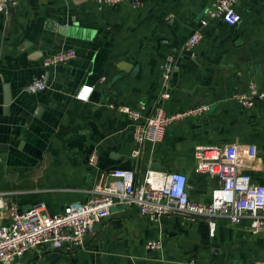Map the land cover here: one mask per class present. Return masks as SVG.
<instances>
[{"label": "crops", "instance_id": "crops-1", "mask_svg": "<svg viewBox=\"0 0 264 264\" xmlns=\"http://www.w3.org/2000/svg\"><path fill=\"white\" fill-rule=\"evenodd\" d=\"M138 1V8L124 2L99 9L90 0H19L10 21L8 12L0 14V225L11 201L21 210L43 202L45 212H59L112 181L116 168L133 170L136 179L148 167L182 173L189 199L208 202L218 182L195 173L197 145L255 146L257 156L242 170L264 186V99L247 109L233 99L251 83L264 90V0H240L237 24L211 20L190 49L185 40L216 0ZM68 47L75 58L42 65L45 56ZM167 55L176 67L170 97L162 99L160 64ZM41 75L46 88L26 93V84ZM84 85L92 86L85 101L76 97ZM200 103L210 106L201 118L174 121L161 142L132 156V125L116 106H144L150 114L162 105L171 114ZM250 224L243 218L232 226L219 217L210 236L204 217L150 219L134 206H115L82 248L35 247L14 264H183L191 258L252 264L264 261V230L252 232ZM150 240L160 247H147Z\"/></svg>", "mask_w": 264, "mask_h": 264}, {"label": "built area", "instance_id": "built-area-1", "mask_svg": "<svg viewBox=\"0 0 264 264\" xmlns=\"http://www.w3.org/2000/svg\"><path fill=\"white\" fill-rule=\"evenodd\" d=\"M99 9H113L124 2L132 8L141 4L138 0H90ZM240 0H216L208 7L197 21V28L187 37L184 48L190 49L203 37V30L211 20H218L228 25H235L240 20L236 5ZM19 0H0V14H6L10 7ZM73 47L61 49L47 55L42 60L44 67L65 64L75 58ZM176 67L173 55H167L160 64L162 99H169L171 75ZM46 88L44 75L32 78L24 91L33 94ZM88 90L85 94V90ZM92 86H82L76 97L87 100ZM233 99L242 109L251 107L258 99H264V90H259L255 83L247 91L235 92ZM110 107H113L111 105ZM120 114L128 118L132 125L134 150L132 156L140 154L146 143L161 142L167 127L174 121L188 119L192 122L209 111L208 104L200 103L189 108L167 114L162 105L150 113H145L144 106H116ZM257 156L253 145L242 146L235 143L224 145H197L193 157L194 171L206 174L217 180L211 187L208 202L189 199L187 179L184 174L170 171L163 172L148 167L142 177L136 179L130 169L116 168L110 171L113 178L107 184L94 188L86 201H70L59 212H45L43 202L21 210L11 201L7 208L8 220L0 225V263L14 264L29 249L35 247L53 250H77L85 245L86 238L93 232L97 223L107 218L115 206H134L140 215L157 219L164 215L200 216L207 220L208 233L214 235L217 218H227L230 225L240 223L243 218L250 219L252 232L264 230V186L254 183L251 176L242 170L246 160ZM98 153L92 150L88 163L95 165ZM2 156L0 154V163ZM149 248H159L158 241L147 242ZM183 264H196L189 259ZM252 264H264L255 261Z\"/></svg>", "mask_w": 264, "mask_h": 264}, {"label": "water", "instance_id": "water-1", "mask_svg": "<svg viewBox=\"0 0 264 264\" xmlns=\"http://www.w3.org/2000/svg\"><path fill=\"white\" fill-rule=\"evenodd\" d=\"M82 1H84V0H73L74 3H80V2H82ZM13 10H14L13 7H10V8L8 9V14H9L8 20H9V21L11 20V17H12V14H13ZM49 23H51L52 27L54 26V23H52V22H49ZM186 54H187V55H190L191 53H190V51L188 50V51L186 52ZM8 102H9V97L7 96V97H5V103H6L5 105H7ZM106 142H107V141H106ZM152 167L155 168V165H152Z\"/></svg>", "mask_w": 264, "mask_h": 264}, {"label": "snow or ice", "instance_id": "snow-or-ice-1", "mask_svg": "<svg viewBox=\"0 0 264 264\" xmlns=\"http://www.w3.org/2000/svg\"><path fill=\"white\" fill-rule=\"evenodd\" d=\"M87 91H88V90L86 89V90H85V94H86Z\"/></svg>", "mask_w": 264, "mask_h": 264}]
</instances>
